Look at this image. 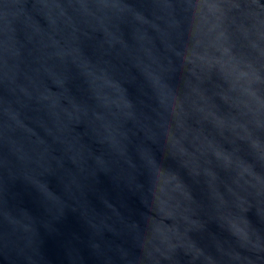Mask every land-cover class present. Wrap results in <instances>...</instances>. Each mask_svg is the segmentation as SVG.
I'll return each mask as SVG.
<instances>
[{"label":"water","instance_id":"95a60500","mask_svg":"<svg viewBox=\"0 0 264 264\" xmlns=\"http://www.w3.org/2000/svg\"><path fill=\"white\" fill-rule=\"evenodd\" d=\"M0 264H264V0H0Z\"/></svg>","mask_w":264,"mask_h":264}]
</instances>
